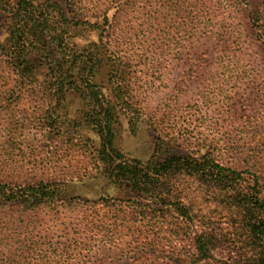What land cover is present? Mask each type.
Instances as JSON below:
<instances>
[{"label":"rangeland","instance_id":"374dc122","mask_svg":"<svg viewBox=\"0 0 264 264\" xmlns=\"http://www.w3.org/2000/svg\"><path fill=\"white\" fill-rule=\"evenodd\" d=\"M87 1L90 8L106 0ZM112 2L120 6L105 27L117 49L131 55L134 101L143 114L134 134L123 123V152L150 157L152 121L163 135L196 144L221 164L259 170L264 182V39L254 27L258 16L264 28V0ZM13 89L0 58V179L64 180L74 196L50 208H0V226L17 250H26L22 256H56V264H224L218 254L193 263L184 230L163 224L160 206H140L151 200L134 202L99 177L81 178L95 163L71 141L46 136L41 116L49 96ZM64 105L60 117L73 116L81 99L69 92ZM78 135L94 138L87 130Z\"/></svg>","mask_w":264,"mask_h":264},{"label":"trees","instance_id":"16d2710c","mask_svg":"<svg viewBox=\"0 0 264 264\" xmlns=\"http://www.w3.org/2000/svg\"><path fill=\"white\" fill-rule=\"evenodd\" d=\"M108 1L89 8L87 0H0V58L13 90L49 96L51 103L41 116L46 136L71 141L75 151L87 153L95 163L94 172L81 178L99 177L134 202L136 196L151 200L140 202L147 210L160 206L163 224L184 230L193 263L218 254L224 264H264V182L259 170L221 164L196 144L185 146L174 135H163L152 121L150 157L142 161L123 152L118 138L123 123L134 134L143 114L134 101L131 55L117 49L109 25L105 27L120 4ZM255 19L264 39L260 18ZM84 30H91L94 38L82 40ZM69 92L81 99V106L73 116L60 117ZM81 130L93 132L94 138H82ZM66 183L0 179V208H50L74 198ZM126 196L115 198L125 204ZM143 215L150 219V212ZM13 237L0 226V264L58 263L56 256H22L26 250H17Z\"/></svg>","mask_w":264,"mask_h":264}]
</instances>
